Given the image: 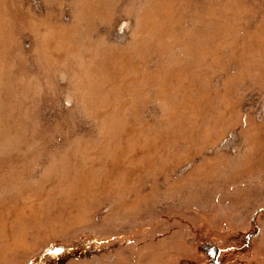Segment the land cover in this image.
I'll return each instance as SVG.
<instances>
[{"label": "rangeland", "instance_id": "1", "mask_svg": "<svg viewBox=\"0 0 264 264\" xmlns=\"http://www.w3.org/2000/svg\"><path fill=\"white\" fill-rule=\"evenodd\" d=\"M215 236L264 264V0H0V264Z\"/></svg>", "mask_w": 264, "mask_h": 264}, {"label": "flooded vegetation", "instance_id": "2", "mask_svg": "<svg viewBox=\"0 0 264 264\" xmlns=\"http://www.w3.org/2000/svg\"><path fill=\"white\" fill-rule=\"evenodd\" d=\"M210 240L206 244H203L201 242L200 245H198V249L201 252L205 253V256L207 257L206 261H203V262H200V263H196L195 260L189 259L187 262L181 261V263H179V264H222L220 256L222 255L224 250H225V252H227V249H228L227 248L228 245H225V242L229 241L230 242V246H234V247L237 248L238 245L236 246L234 244H237V241H240V240H237V238H235V237L234 238H231V237L227 238L226 237V239H222L220 236H215L212 239V245L213 246H211V241ZM248 241H249V238H247L245 240V242H248ZM208 243L210 244V246H208L209 245ZM243 243L244 242H242L240 245L244 246ZM245 246H247V244H245Z\"/></svg>", "mask_w": 264, "mask_h": 264}, {"label": "bare ground", "instance_id": "3", "mask_svg": "<svg viewBox=\"0 0 264 264\" xmlns=\"http://www.w3.org/2000/svg\"><path fill=\"white\" fill-rule=\"evenodd\" d=\"M113 167V166H112ZM25 212V211H24ZM27 218V217H26ZM22 219H24V216H23V218ZM73 219V218H72ZM26 220V219H25ZM38 220V219H37ZM40 220H41V218H40ZM43 220V219H42ZM47 220V219H46ZM45 220V221H46ZM19 221V220H18ZM68 221V220H67ZM26 222V221H25ZM46 223V222H45ZM45 223H44V225H45ZM47 224V223H46ZM26 226V225H25ZM43 227V226H42ZM41 227V228H42ZM40 228V229H41ZM43 228H45V226L43 227ZM46 234V233H45ZM39 240H41V239H39ZM17 241V240H16ZM23 247V244H18V242L17 243H14V248L16 249V250H19V249H21Z\"/></svg>", "mask_w": 264, "mask_h": 264}]
</instances>
